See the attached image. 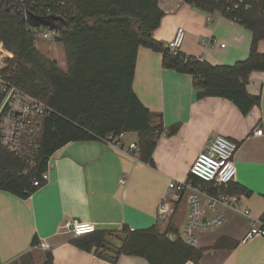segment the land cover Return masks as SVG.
I'll return each mask as SVG.
<instances>
[{
	"label": "crops",
	"instance_id": "1",
	"mask_svg": "<svg viewBox=\"0 0 264 264\" xmlns=\"http://www.w3.org/2000/svg\"><path fill=\"white\" fill-rule=\"evenodd\" d=\"M158 4L164 17L154 39L164 47L182 28L185 38L180 51L186 56L213 66H233L247 60L253 33L239 22L220 12L209 14L185 0H158ZM258 51L264 54V40ZM162 59V53L140 47L134 78L138 98L151 113L162 116L165 128L153 165L142 162L138 151L128 152L106 141L65 145L50 159L47 183L31 197L0 192V264L18 262L36 249L44 255L50 252L54 264H150L145 258L128 255L112 262L99 257L96 248L82 250L73 243L80 237L63 226L70 221L92 222L98 232L153 226L165 232L172 222L181 237L188 221L190 193L177 200L168 184L187 180L198 155L217 136L239 145L233 185L249 193L231 195L250 210L251 218L228 212L220 227L200 232L194 244L204 250L200 264H264V237L243 242L252 220L264 219V136L253 135L255 129H264V72L250 75L247 91L261 101L244 115L228 99L199 98L193 76L163 68ZM175 126L177 132L170 134ZM138 139L137 133H126L125 143H138ZM164 199L176 207L174 216L166 221L158 217ZM221 238L238 245L214 248ZM35 240L38 245L48 242L51 250L39 249Z\"/></svg>",
	"mask_w": 264,
	"mask_h": 264
},
{
	"label": "trees",
	"instance_id": "2",
	"mask_svg": "<svg viewBox=\"0 0 264 264\" xmlns=\"http://www.w3.org/2000/svg\"><path fill=\"white\" fill-rule=\"evenodd\" d=\"M18 1L0 0V48L9 54L11 64L18 66L25 90L54 113L44 123L33 166L0 143V192L28 199L45 185L35 187L34 182L42 180L59 149L72 142L109 141V136L122 133L138 134L140 160L153 165V154L165 128L162 116L151 113L134 90L140 47L162 53L163 68L192 75L199 98L228 99L244 115L260 104V97L251 96L247 85L253 72H264V54L258 51L264 40V0H185L209 14L220 12L253 33L247 60L233 66H213L200 58L174 55L157 42L154 32L164 17L158 0H57L64 4L54 9L52 18L61 19L54 24L64 46L65 70L37 49L30 21ZM37 1L50 4V0ZM177 130L173 127L170 134ZM234 192L249 193L231 184L226 193ZM108 233L97 231L73 243L89 252L96 248L99 257L112 262L128 255L145 258L150 264H200L204 253L185 243L172 222L165 232L158 226L124 229L128 238L121 249L104 241ZM34 245H38L36 240ZM237 245L221 238L214 248L232 249ZM108 250L117 257L107 256L104 252ZM44 258L42 264H54L50 252ZM32 259L33 253H28L13 264H30Z\"/></svg>",
	"mask_w": 264,
	"mask_h": 264
},
{
	"label": "built area",
	"instance_id": "3",
	"mask_svg": "<svg viewBox=\"0 0 264 264\" xmlns=\"http://www.w3.org/2000/svg\"><path fill=\"white\" fill-rule=\"evenodd\" d=\"M17 4L24 9L26 19L30 16L51 19L54 16V9H60L64 3L57 0H50V4L37 0H19ZM249 7L247 6L246 9ZM29 30L35 36L36 44L39 40L58 41L61 38L58 28L30 26ZM184 38L185 32L179 28L174 39L167 46L172 54L181 53ZM52 113L54 111L51 107L25 90L19 81L18 66L11 64L9 54L0 48L1 145L17 156L25 158L33 166L40 150L44 123ZM253 135L264 136V129H255ZM125 138L126 133H122L114 138L109 136V141L106 142L128 152H139L137 143L126 144ZM238 149L239 145L236 142L223 136L214 137L208 141L205 149L192 164L188 179L169 182L168 190L177 200H180L186 192L190 193L187 199L188 221L181 236L185 243L194 246L198 234L220 227L226 220L228 212L240 213L251 218L250 210L243 208L236 196L226 193L230 185L236 181L238 170L235 165V156ZM48 179L46 172L42 175L41 181L34 182V186L41 187L44 182L47 183ZM122 183L124 184L125 181ZM175 213L176 207L173 203L167 199L160 203L158 208L160 220H169ZM208 213L211 214L208 215ZM63 229L75 237L94 234L98 231L97 225L92 222L70 221L65 223ZM257 237H264V219L252 220L243 242ZM38 248L50 251L51 245L43 241L39 243Z\"/></svg>",
	"mask_w": 264,
	"mask_h": 264
},
{
	"label": "rangeland",
	"instance_id": "4",
	"mask_svg": "<svg viewBox=\"0 0 264 264\" xmlns=\"http://www.w3.org/2000/svg\"><path fill=\"white\" fill-rule=\"evenodd\" d=\"M37 49L48 58L58 62L62 69H66V59L63 44L58 41L39 40L36 44ZM44 252L37 250L33 252V259L30 264H41L44 262ZM19 262V261H18Z\"/></svg>",
	"mask_w": 264,
	"mask_h": 264
},
{
	"label": "water",
	"instance_id": "5",
	"mask_svg": "<svg viewBox=\"0 0 264 264\" xmlns=\"http://www.w3.org/2000/svg\"><path fill=\"white\" fill-rule=\"evenodd\" d=\"M28 20L30 21V25L34 28L36 27H40V26H45V27H51V28H58V26L56 24H54L56 21H61V19L59 18H51V19H43V18H38L35 16H30L28 18ZM128 238V234L123 233V232H109L104 241L111 247L117 248V249H121L124 246V242L127 240ZM171 240H174V236H170ZM101 252H103V250H100ZM107 256L112 257V258H116L117 256L108 251L104 252Z\"/></svg>",
	"mask_w": 264,
	"mask_h": 264
}]
</instances>
